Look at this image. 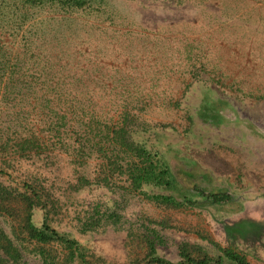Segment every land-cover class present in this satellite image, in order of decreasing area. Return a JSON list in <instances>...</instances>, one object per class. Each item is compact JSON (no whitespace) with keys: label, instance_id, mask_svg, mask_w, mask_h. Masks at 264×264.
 Here are the masks:
<instances>
[{"label":"rangeland","instance_id":"374dc122","mask_svg":"<svg viewBox=\"0 0 264 264\" xmlns=\"http://www.w3.org/2000/svg\"><path fill=\"white\" fill-rule=\"evenodd\" d=\"M82 14L91 23L80 35L94 58L112 65L105 80L116 85L124 108L147 121L133 137L157 150L172 172L171 187L145 188L194 204H161L97 183L66 191L58 199H68L66 210L49 221L83 247L84 258L70 264H151L144 235L153 228L161 236L157 253L170 260L180 258L181 240L210 255V238L242 249L238 239L226 237L224 221L251 222L264 241V0H92ZM12 150L0 144V152ZM36 166L16 158L11 174L0 179L24 190L26 172ZM194 184L231 198L214 202ZM113 209L119 220L105 221ZM87 216L101 218L82 230ZM32 218L40 224L43 210L36 207ZM17 222L0 213L12 240L26 246L16 264H42L36 247L16 235ZM51 246L61 255L60 246ZM248 259L264 264L251 254Z\"/></svg>","mask_w":264,"mask_h":264},{"label":"trees","instance_id":"16d2710c","mask_svg":"<svg viewBox=\"0 0 264 264\" xmlns=\"http://www.w3.org/2000/svg\"><path fill=\"white\" fill-rule=\"evenodd\" d=\"M91 5L92 0H0V144L13 148L0 152V175L11 174L16 158L37 165L26 172L24 190L0 179V213L18 217L16 235L23 233L36 247L42 264H70L85 256L75 237L49 221V215L66 210L68 199L58 200L66 191L97 183L161 204H194L190 197L177 199L145 188L171 187L173 175L157 150L133 137L147 121L138 111L124 108L116 85L105 80L112 65L105 57L94 58L91 45L80 35L91 23L82 14ZM120 87L123 96L124 84ZM49 176L60 179L61 185ZM193 189L214 202L231 198L223 190L207 192L197 184ZM36 207L43 210L40 224L32 218ZM106 213L105 221L119 220L116 210ZM100 218L87 216L81 229H90ZM254 227L242 220L224 221L226 237L238 239L242 249L210 238V255L197 251L199 244L181 240L178 260L157 253L161 236L153 228L144 235L148 263L251 264L248 254L264 259L262 232ZM50 245L60 246L61 255ZM22 247L0 224V264H16Z\"/></svg>","mask_w":264,"mask_h":264}]
</instances>
